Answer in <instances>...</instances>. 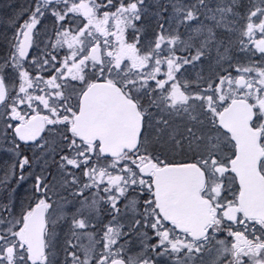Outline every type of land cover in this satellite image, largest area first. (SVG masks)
<instances>
[{"label":"snow or ice","instance_id":"6c2138e0","mask_svg":"<svg viewBox=\"0 0 264 264\" xmlns=\"http://www.w3.org/2000/svg\"><path fill=\"white\" fill-rule=\"evenodd\" d=\"M0 25V264H264V0Z\"/></svg>","mask_w":264,"mask_h":264},{"label":"trees","instance_id":"16d2710c","mask_svg":"<svg viewBox=\"0 0 264 264\" xmlns=\"http://www.w3.org/2000/svg\"><path fill=\"white\" fill-rule=\"evenodd\" d=\"M8 2V0H0V5H3V4H5V3H7ZM14 2L15 3H20V2H22V0H14ZM3 27V25H0V28H2Z\"/></svg>","mask_w":264,"mask_h":264}]
</instances>
